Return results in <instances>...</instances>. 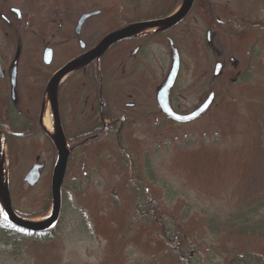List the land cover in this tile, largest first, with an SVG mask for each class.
I'll return each instance as SVG.
<instances>
[{"label":"rangeland","instance_id":"1","mask_svg":"<svg viewBox=\"0 0 264 264\" xmlns=\"http://www.w3.org/2000/svg\"><path fill=\"white\" fill-rule=\"evenodd\" d=\"M221 1L216 2L220 7L225 0ZM174 2L0 0L5 7L24 5V9H30L25 16H33L38 26L45 20L44 34L55 29L51 25L55 19H66L63 22L66 30L80 15L99 10L101 15L86 24V27L91 25V37L103 36L149 14L156 15L161 4L168 8ZM245 9L253 16L239 21L264 25V3L249 4ZM194 16L192 13L185 21L191 31L187 34L192 35L183 34L181 39V68L177 91L172 93V106L180 113H188L198 105L207 87L196 84L200 64L207 69L213 67L208 56L197 64V51L191 43L199 44L202 25L194 26ZM220 16L225 15L220 13ZM254 17L259 20H251ZM93 26L98 27L93 29ZM35 38L24 34L23 45L33 42L40 52L39 37ZM222 39L227 42L229 52H236L238 61H244L248 55L242 46L245 40ZM257 46L260 50L253 62L254 80L241 86L218 83L209 87L215 92V101L196 121L169 123L155 111L144 124L143 118H135L132 130L120 135L123 151L116 149L111 137H105L97 145L77 149L68 164L61 213L55 228L38 237L18 239L9 251L0 246V264H175L172 252L179 248L194 264H227L232 251L254 253L264 259V231L241 235L238 226L240 221H260L264 213L262 207L256 213V208L264 205L263 35L258 37ZM162 62L160 57L153 63L159 68L156 76L167 73L170 64L167 54L164 71L160 68ZM146 69L147 66L135 73L134 98H148L141 86L154 94L156 84H148L147 80L141 85L136 83L138 73L145 79ZM228 69L231 70V65ZM107 89L109 95L115 96L111 85ZM68 130L67 136L73 138L76 133ZM12 142L14 146H8L9 150L5 147L2 152L12 209L29 221L40 222L51 208L50 174L55 151L45 136L28 143L20 139ZM39 152L47 164L39 183L30 187L23 178L35 164L34 156ZM135 173L146 183V204L155 202L147 210H139L134 205L133 191L144 190L135 181ZM142 210H152L156 213L153 221L160 222L149 223V217L142 218ZM2 212L4 208L0 205V215ZM255 213L258 216H253ZM245 228L251 230L249 226ZM171 234L174 237L169 247L163 239L167 240Z\"/></svg>","mask_w":264,"mask_h":264},{"label":"flooded vegetation","instance_id":"2","mask_svg":"<svg viewBox=\"0 0 264 264\" xmlns=\"http://www.w3.org/2000/svg\"><path fill=\"white\" fill-rule=\"evenodd\" d=\"M182 1L175 0L168 8L161 5L156 15L149 14L137 22L126 23L103 36L95 37L90 35L91 25L86 27V24L92 18L100 16L101 11L100 14L85 20L79 29H77L78 21L83 14L66 30L63 29V22L67 20L55 19L51 22L52 28L55 29H52L51 33L44 34L43 25L47 22L42 20L43 25L38 26L32 19L33 16H25L30 9H24V5L5 7V4H0V133L5 135L6 146H14L12 142L14 139L26 143L39 136H45L53 147L43 127L45 115L48 111L51 114V101L56 102L58 123L66 145L67 143L71 145L69 162L71 155L77 149L97 145L105 137H111L116 149L123 151L120 135L132 130L135 118H143L142 124H144L145 119L156 111L165 122L177 124L162 114L156 99L157 91L166 80L169 69L166 74L159 73L160 76H156L159 68L156 69L153 63L158 62L161 57L163 62L160 68L164 71L166 54L170 59L169 68L173 58L178 56L179 70L169 94V104L175 113L188 114L189 112L180 113L177 107L173 108L172 93L176 89L181 68L179 55L183 45L181 39L183 34L191 32L185 21L192 13L195 15L194 26L196 27L198 23L202 25L199 44L197 41L191 43L192 48L197 51V64H200L205 56L213 61L212 69L202 67V63L199 66L201 69L196 84L202 83L207 86L202 97L214 93L216 98L215 92L209 87L218 83L241 86L253 81L255 77L253 62L259 54L258 37L264 36V25L239 20L253 16L245 6L264 3V0H255L253 4L249 3L250 0H225L222 7L216 3L218 0H193L186 14L174 24L151 25L160 19L170 17ZM213 4H217V7ZM220 13H224V18ZM251 20L258 21L259 18L254 17ZM140 22L148 23L146 30L118 40L101 56L87 64L73 67L57 80L51 94L49 86L65 66L83 59L97 48L109 33ZM96 27L98 26H93V29ZM203 33H205L204 39ZM24 34L39 37L37 45L42 46L40 52H37L33 42L23 45ZM222 37L245 40L242 46L248 51V55L244 61H238L239 56L236 52H229L227 42L225 43ZM150 64L152 65L149 66ZM228 65H231V70L228 69ZM146 66L147 76L144 79L140 77L142 74L138 73L136 83L141 85L147 80L148 84L154 83L157 86L154 94H149L143 89L144 86H141V90L148 98L137 99L133 97L132 90L135 73ZM106 72L109 73L108 78ZM108 85H111V92L115 96L108 94ZM202 97L191 111L205 101L206 97L203 99ZM51 120L52 127L55 128L53 115ZM68 128L76 133L73 138L67 136ZM34 162V165L41 166L39 170L41 180L47 160L39 152L34 156Z\"/></svg>","mask_w":264,"mask_h":264},{"label":"water","instance_id":"3","mask_svg":"<svg viewBox=\"0 0 264 264\" xmlns=\"http://www.w3.org/2000/svg\"><path fill=\"white\" fill-rule=\"evenodd\" d=\"M192 2L193 0H184L179 12H177L175 15L165 20L158 21L156 23H151V25L154 26L156 24L158 25L174 24L176 20L178 21L184 14H186L188 9L192 5ZM96 14H98V12L81 16V18L78 21L77 29L81 27V25L86 19ZM147 26H148L147 23L134 24V25L128 26L127 28L123 30L114 32L106 36L102 40V42L98 45V47L95 48L91 53L87 54L83 59H80L78 61H74L68 64L67 66L63 68V70H61L57 74L54 82H52L49 86L51 94L56 87L57 80L62 78L73 67L83 65L84 63L85 64L89 63L94 58L101 56L103 52L113 43L125 37H128L132 33L145 29ZM178 68H179V60L177 57L173 59V63L171 65L169 74L163 86L157 93V103L160 109L162 110V112L165 113L167 116L174 118L177 121H191L197 118L198 116H200L202 113H204L209 108L213 100V94H210L208 98L206 99V101L199 108H197L196 110H194L191 114L187 116H178L172 113L168 105V95H169V91L174 85V82H175V79L178 73ZM54 95L55 94H53L52 96L54 97ZM55 105H56V102L51 101V112L53 115L55 128L50 138L57 152V161L53 168L52 178H51L52 209H51L50 215L45 220L41 222H32V221H28L26 219H23L17 216L13 212L12 207H11L10 198H9L7 181H6V178L4 177V166H3V161H2L3 159L1 157V144H0V204L4 208V213L2 217L5 221L9 222L15 227H18L20 229H24L30 232H42V231L50 229L57 223L59 212H60V190H61L63 180L65 177V172H66V167H67V162H68L70 151L67 149L64 135L59 127L58 115H57ZM0 138H1V133H0ZM40 169H41V166L39 165L33 166L29 170V172L26 174L23 181L29 186L36 185L40 179V172H39Z\"/></svg>","mask_w":264,"mask_h":264},{"label":"trees","instance_id":"4","mask_svg":"<svg viewBox=\"0 0 264 264\" xmlns=\"http://www.w3.org/2000/svg\"><path fill=\"white\" fill-rule=\"evenodd\" d=\"M135 181L144 190L142 192L137 191L136 189L135 191H133L135 202H136L134 205H136V207H138L139 210L143 208L147 210V208H149V206L152 207V205H154L155 202H151L150 204L148 202V204H146L148 193L145 188V182L141 179V176H138L136 173H135ZM261 207L264 208V205L256 208V213L258 209H260ZM142 211H143L142 218H145L147 220L149 217V223L160 222L159 220H156V219L155 221H153V216L156 213L153 212L152 210L151 211L142 210ZM256 213L253 216H258V214ZM146 214L147 216H145ZM262 215L263 217L261 218V220L257 222L256 221H252V222L240 221V223L238 224V226L240 227V231H242L240 232V234L248 235V236L256 235L258 233L261 234L264 231V213H262ZM230 222H233V220H231ZM245 226H249L251 230L246 229ZM172 235L173 234H171L167 240L163 239V241H165L168 246L172 241L171 240ZM38 236H39L38 234H31V233L19 230L0 218V246L4 250L9 251V250L14 249L13 247H15L14 245L16 244V241L18 239H24L25 237H28V238L38 237ZM169 239H170V242L168 241ZM179 239L182 240V237L180 236ZM172 254L174 255L173 261L175 264H194L193 261L190 259L191 257H189V255L184 253V251L181 248L177 249V251H173ZM230 256L231 257L227 260V264H264V262L262 261L264 259L260 257L261 255L254 254V253H240V252L238 253V252L232 251L230 253Z\"/></svg>","mask_w":264,"mask_h":264},{"label":"bare ground","instance_id":"5","mask_svg":"<svg viewBox=\"0 0 264 264\" xmlns=\"http://www.w3.org/2000/svg\"><path fill=\"white\" fill-rule=\"evenodd\" d=\"M43 127L47 132H51L52 130V121H51V117L49 112H47V114L45 115L44 119H43ZM2 151V149H1Z\"/></svg>","mask_w":264,"mask_h":264}]
</instances>
